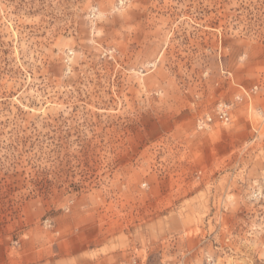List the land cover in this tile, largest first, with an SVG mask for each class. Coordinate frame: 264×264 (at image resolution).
I'll use <instances>...</instances> for the list:
<instances>
[{"label": "rangeland", "instance_id": "obj_1", "mask_svg": "<svg viewBox=\"0 0 264 264\" xmlns=\"http://www.w3.org/2000/svg\"><path fill=\"white\" fill-rule=\"evenodd\" d=\"M132 260L264 264V0H0V264Z\"/></svg>", "mask_w": 264, "mask_h": 264}, {"label": "built area", "instance_id": "obj_2", "mask_svg": "<svg viewBox=\"0 0 264 264\" xmlns=\"http://www.w3.org/2000/svg\"><path fill=\"white\" fill-rule=\"evenodd\" d=\"M231 105L219 104L216 106L213 113H206L205 115L196 119V128L199 131L210 129L214 124L221 123L226 124L230 122V109ZM119 264H136V260H132L131 263H119ZM207 264H214L212 261H208Z\"/></svg>", "mask_w": 264, "mask_h": 264}]
</instances>
